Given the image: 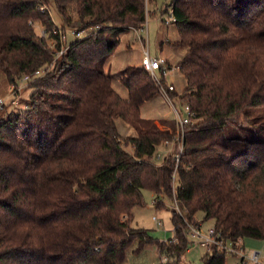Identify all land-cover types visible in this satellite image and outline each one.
<instances>
[{
	"label": "trees",
	"instance_id": "obj_1",
	"mask_svg": "<svg viewBox=\"0 0 264 264\" xmlns=\"http://www.w3.org/2000/svg\"><path fill=\"white\" fill-rule=\"evenodd\" d=\"M155 1L0 0L5 80L45 68L31 82L28 107L0 120V264H125L136 241V252L155 243L166 264H183L187 222L198 223L199 211L226 239L264 240V0L166 4L179 33L173 44L186 48L177 63L186 80L181 98L196 116L179 161L174 152L164 162L156 156L177 123L142 116L143 104L159 94L151 74L127 66L119 78L124 96L106 69L121 36L144 27ZM46 2L64 32L90 31L58 58L48 40L60 48L61 35L41 11ZM118 119L136 134L123 136ZM145 190L158 207L164 196L178 199L173 238L156 240L133 226ZM227 256L214 246L203 263L227 264Z\"/></svg>",
	"mask_w": 264,
	"mask_h": 264
},
{
	"label": "rangeland",
	"instance_id": "obj_2",
	"mask_svg": "<svg viewBox=\"0 0 264 264\" xmlns=\"http://www.w3.org/2000/svg\"><path fill=\"white\" fill-rule=\"evenodd\" d=\"M170 1L171 0H156L154 4H149L150 9H148L149 11L147 10L145 28H131L128 32L124 33L121 36V42L119 46L117 47L114 54L110 57L107 64L109 63L111 65V72L115 75L114 86L121 94H125L126 89L119 79L121 72L129 65L141 64L145 49H148L152 56H160L169 59L172 63L170 64V67L174 68L167 76V82L173 83L175 85V90L172 94L174 96L173 103L177 106L182 114H185L186 104L182 100L181 96L184 95L183 93L186 80L180 69L177 67V62L182 59L184 52L182 47L174 46L173 42L179 37V33L175 27L174 21L169 15V12H163L166 4H168ZM43 5L51 14L56 24L59 25V27H62L63 22L55 6L47 2ZM153 11H155L154 15L151 14ZM30 23L36 27V31L39 34L43 33L45 27L40 20L31 19ZM73 30L75 29L66 28L64 32L62 29L63 33L65 34L64 40L66 41V44H70L77 38L75 33H73ZM88 32L90 31L85 30L83 35L87 34ZM141 36L143 38H141ZM46 37H49V34H47ZM48 42L50 47H54L53 45L56 43V41L52 38H49ZM41 70H43V72L40 75L44 73L45 68ZM0 74L2 73L0 72ZM1 77L3 76H0V80ZM22 78H24V76H22ZM32 81L27 82L20 78L18 79L19 86L15 85L14 83H8L5 78L3 82H0V97L5 99L7 102V107L0 109V120L4 118L6 119L8 113L11 110H24L28 107L30 103V96L33 92V88L30 86ZM13 94L14 97H16V99L19 101L17 104L18 106H14L10 101ZM141 113L143 117L150 119L172 118L175 120L177 118V114L172 103L160 93L153 99L143 104ZM117 125L120 133L123 136H134L136 134V130L121 119L117 120ZM127 150L133 152V147L128 146ZM176 150L177 145L173 147L172 153H174ZM166 151L167 147L164 145L159 147V152L165 153ZM155 197L156 196L152 191H144L145 205L134 208L132 224L136 227L148 229L150 235L156 240L167 241L168 239L173 238L175 235L174 224L172 221V210L176 206L175 198H170L167 196L162 197L163 204L162 206L158 207L154 202ZM205 215L206 214L204 211L197 212L195 221L201 223L203 229L206 230L213 226L215 221L212 218L205 219ZM154 216L162 221V225L157 224V222L154 220ZM189 238L191 241H194L190 236ZM138 246V241L134 242L128 252L126 264H160L161 258L164 254L160 252L158 246L155 243L148 244L142 250L136 252ZM244 249L246 254L250 253L251 251H260V260L264 264V240L245 238ZM208 250L209 249L206 246H203L197 242H193L183 255L182 263L204 264L203 256ZM237 261L238 257L236 255L230 254L227 256V264H236Z\"/></svg>",
	"mask_w": 264,
	"mask_h": 264
},
{
	"label": "built area",
	"instance_id": "obj_3",
	"mask_svg": "<svg viewBox=\"0 0 264 264\" xmlns=\"http://www.w3.org/2000/svg\"><path fill=\"white\" fill-rule=\"evenodd\" d=\"M41 10L43 12L47 11L46 7L43 5L41 7ZM169 15L171 19L174 21L175 17L173 14V10L170 9ZM169 22V21H168ZM170 23V22H169ZM146 25V24H145ZM144 25V28H145ZM143 28V29H144ZM142 29V30H143ZM141 30V29H140ZM54 32H58L61 35V46L60 48L55 45L52 47L56 51V56L61 57L68 49V45L66 44L65 34L63 33L61 27L56 24V28ZM84 30L82 31H76L73 30V33H75L78 37H83ZM43 36H47L46 30H43L42 33ZM141 38H143L141 36ZM65 41V42H64ZM66 44V45H65ZM142 66L151 74L154 82L156 83V86L159 90V93L164 96L169 102L172 103L174 110L177 114V118L175 119L177 123V133L175 137L172 140H167L163 143L165 147H167V151L164 153H161L158 151L157 153V160L164 162L166 157H168L170 154H172L173 147L177 145L176 152V159L179 161L181 154L184 152V139H185V133H186V126L190 123H193L196 112L191 108L190 104L185 102V110L186 113L182 114L180 110L177 108V106L173 103V91L175 90V85L173 83L167 82V76L169 75L170 71L174 68H171L169 61L165 57L160 56H152L148 49L144 50V54L142 57ZM178 67V66H177ZM179 68V67H178ZM43 72V70L39 69L36 70L32 74H25L23 79L24 81H32L36 77L40 76V74ZM15 85H18L17 83H14ZM19 86V85H18ZM17 86V87H18ZM16 93V92H15ZM10 99L11 103L14 106H18V99L13 96ZM7 104L6 100L0 97V109L4 108V106ZM178 166V164H177ZM176 166V167H177ZM177 169V168H176ZM174 176H176V171ZM176 206L175 210L182 214V208L180 206V203L176 196H174ZM154 220L157 222L158 225H162V221H160L156 216H154ZM186 232L189 236L194 240L190 242H197L202 244L203 246H206L209 250H211L212 247L217 246L219 249L225 251L228 255H236L238 257V261L236 264H263L260 260L261 252L260 251H251L250 253L246 254L244 249V240L242 238L238 239L237 241H232L230 239H226L223 237L222 232L217 229L215 225L209 227L208 229H203L201 223H193V222H187V228ZM168 261L167 255H163L160 261V264H166Z\"/></svg>",
	"mask_w": 264,
	"mask_h": 264
},
{
	"label": "crops",
	"instance_id": "obj_4",
	"mask_svg": "<svg viewBox=\"0 0 264 264\" xmlns=\"http://www.w3.org/2000/svg\"><path fill=\"white\" fill-rule=\"evenodd\" d=\"M176 40H178V38H176ZM175 40V41H176ZM174 41V42H175ZM175 46V45H174ZM182 49H183V52H184V54L186 53V48H184V47H182ZM184 54H183V56H184ZM182 56V57H183ZM168 61H169V64H172L171 62H170V60L169 59H167ZM180 61V60H179ZM178 61V62H179ZM177 62V63H178ZM142 64V63H141ZM141 64H139V65H141ZM106 69L108 70V71H110L111 72V65L108 63L107 65H106ZM0 76H3L2 74H0ZM3 80H4V76L3 77H1V80H0V82H3ZM127 94H128V92H127V90H126V93L125 94H122V95H124V96H127ZM142 114V113H141ZM145 118V117H144ZM162 119H170V120H174V119H172V118H162ZM157 122L159 121V120H161V119H155ZM215 225V224H214ZM125 264H126V262H125Z\"/></svg>",
	"mask_w": 264,
	"mask_h": 264
}]
</instances>
